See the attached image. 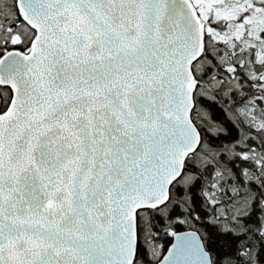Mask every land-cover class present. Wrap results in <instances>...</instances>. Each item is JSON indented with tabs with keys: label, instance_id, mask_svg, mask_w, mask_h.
I'll list each match as a JSON object with an SVG mask.
<instances>
[{
	"label": "snow or ice",
	"instance_id": "1",
	"mask_svg": "<svg viewBox=\"0 0 264 264\" xmlns=\"http://www.w3.org/2000/svg\"><path fill=\"white\" fill-rule=\"evenodd\" d=\"M0 264H264V0H0Z\"/></svg>",
	"mask_w": 264,
	"mask_h": 264
}]
</instances>
